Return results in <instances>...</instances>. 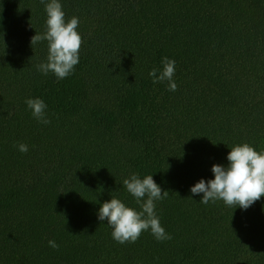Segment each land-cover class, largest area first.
Masks as SVG:
<instances>
[{
  "label": "trees",
  "instance_id": "16d2710c",
  "mask_svg": "<svg viewBox=\"0 0 264 264\" xmlns=\"http://www.w3.org/2000/svg\"><path fill=\"white\" fill-rule=\"evenodd\" d=\"M59 2L83 41L62 80L37 71L47 42L30 46L44 5L0 0V264H264V197L241 210L190 192L232 146L264 150V0ZM164 57L175 92L148 75ZM132 173L169 192L155 203L172 239L121 245L98 220L112 196L140 210Z\"/></svg>",
  "mask_w": 264,
  "mask_h": 264
},
{
  "label": "clouds",
  "instance_id": "9594fccd",
  "mask_svg": "<svg viewBox=\"0 0 264 264\" xmlns=\"http://www.w3.org/2000/svg\"><path fill=\"white\" fill-rule=\"evenodd\" d=\"M40 3L44 5L46 13L45 30L31 37L30 46L46 41L47 57L36 68L45 76L52 73L57 80H62L73 74L79 63L83 43L77 31L79 19L73 16L66 21L59 0H40ZM161 65L160 69L154 67L148 73L149 77L154 84L167 81L168 90L175 92V61L164 57ZM25 104L38 122L45 125L51 122L46 115L47 105L42 99L29 98ZM17 148L21 153L29 150L24 143H19ZM226 160V166L211 167L213 179L199 180L190 188V192L193 195L203 194L199 203L223 201L226 206L246 210L264 197V150L258 152L248 143L237 144L231 147ZM123 186L140 210L126 206L115 196L100 205L97 218L101 222L107 220L112 239L121 245L135 243L143 232L149 230L158 242L172 239L161 226L155 203L167 198L169 192L162 190L152 175L141 179L138 174L132 173L123 180ZM48 245L52 249L59 248L55 240H49Z\"/></svg>",
  "mask_w": 264,
  "mask_h": 264
},
{
  "label": "rangeland",
  "instance_id": "374dc122",
  "mask_svg": "<svg viewBox=\"0 0 264 264\" xmlns=\"http://www.w3.org/2000/svg\"><path fill=\"white\" fill-rule=\"evenodd\" d=\"M263 144H264V140H263Z\"/></svg>",
  "mask_w": 264,
  "mask_h": 264
}]
</instances>
